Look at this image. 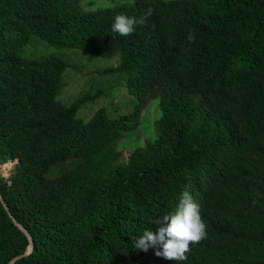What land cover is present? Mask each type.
I'll return each instance as SVG.
<instances>
[{
    "label": "trees",
    "instance_id": "1",
    "mask_svg": "<svg viewBox=\"0 0 264 264\" xmlns=\"http://www.w3.org/2000/svg\"><path fill=\"white\" fill-rule=\"evenodd\" d=\"M107 1L0 0V165L19 161L0 193L34 245L14 264H177L130 237L155 233L185 190L207 235L179 264H264V0ZM120 13L143 23L121 37ZM34 37L90 61L119 56L132 111L79 117L99 94L59 100L69 63L25 57ZM153 102L150 136L122 157ZM28 247L0 201V264Z\"/></svg>",
    "mask_w": 264,
    "mask_h": 264
},
{
    "label": "rangeland",
    "instance_id": "2",
    "mask_svg": "<svg viewBox=\"0 0 264 264\" xmlns=\"http://www.w3.org/2000/svg\"><path fill=\"white\" fill-rule=\"evenodd\" d=\"M122 1L124 0H109L106 2V6L116 5ZM102 3L103 0H83L82 2L84 7L90 8L100 6ZM50 54L64 56L69 63V68L64 73V84L58 96L59 100L65 104H70L83 94H99L95 101L86 103L80 110L78 116L83 120L88 121L100 108H106L111 115L116 117L132 111L135 98L128 92L122 75L112 71L120 65L119 56L111 60L90 61L81 51L57 49L42 42L37 37H34L23 50V55L29 58H43ZM159 116V104L157 102L151 103L143 111L141 126L119 143L122 157L128 158L135 145L139 141L144 142L145 138L150 136L154 122ZM17 163L18 161H9V170L6 171L0 165V175L8 178ZM75 165V160L57 165L51 169L50 175H59Z\"/></svg>",
    "mask_w": 264,
    "mask_h": 264
},
{
    "label": "clouds",
    "instance_id": "3",
    "mask_svg": "<svg viewBox=\"0 0 264 264\" xmlns=\"http://www.w3.org/2000/svg\"><path fill=\"white\" fill-rule=\"evenodd\" d=\"M148 14H151V9L148 10ZM137 23H143V18L138 21L136 17L120 13L115 16L111 30L121 37H126L134 32ZM187 39L194 42L195 38L189 33ZM153 222L161 226L155 233L145 229L142 235L130 237L132 247L147 251L150 246L160 245L162 250L157 251L156 255L177 264L187 260L191 246L201 242L207 235L200 205L187 190L181 194L174 212L164 214Z\"/></svg>",
    "mask_w": 264,
    "mask_h": 264
},
{
    "label": "water",
    "instance_id": "4",
    "mask_svg": "<svg viewBox=\"0 0 264 264\" xmlns=\"http://www.w3.org/2000/svg\"><path fill=\"white\" fill-rule=\"evenodd\" d=\"M19 163V161H18ZM0 201L2 202L5 210L7 211V213L9 214V217L12 219L13 223L27 236L28 240H29V247L26 253L16 256L15 258H13L11 260V262L9 264H14L17 260H19L20 258L27 256L29 254H31V252L33 251L34 245H33V239L31 237V235L29 234V232L15 219V217L12 215V213L10 212L7 204L5 203L2 194L0 193Z\"/></svg>",
    "mask_w": 264,
    "mask_h": 264
},
{
    "label": "bare ground",
    "instance_id": "5",
    "mask_svg": "<svg viewBox=\"0 0 264 264\" xmlns=\"http://www.w3.org/2000/svg\"><path fill=\"white\" fill-rule=\"evenodd\" d=\"M9 164L7 163V164H4L3 166H2V168L4 169V171H6L7 169L9 170Z\"/></svg>",
    "mask_w": 264,
    "mask_h": 264
}]
</instances>
